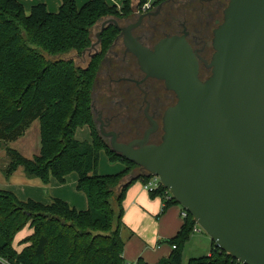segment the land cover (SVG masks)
<instances>
[{"label":"trees","instance_id":"16d2710c","mask_svg":"<svg viewBox=\"0 0 264 264\" xmlns=\"http://www.w3.org/2000/svg\"><path fill=\"white\" fill-rule=\"evenodd\" d=\"M148 0H139L143 5ZM133 0L118 6L108 0H62L57 12L45 3L26 11L18 0H0V141L21 137L30 125L41 122V150L32 158L7 147V174L23 166L29 176L65 183L78 174L77 190L88 199L78 209L62 198L50 202L20 199L0 188V256L18 264H127L121 229L123 202L130 185L150 176L131 178L138 166L114 152L96 131L92 95L99 60L80 65L74 54L91 46L94 28L104 19L130 16ZM118 30L112 24L101 34L107 50ZM91 128L92 140L76 138V130ZM105 150L112 161L126 168L100 174L98 161ZM163 185L151 192L164 199L161 212L177 201ZM178 204V203H177ZM183 208V207H182ZM184 209V208H183ZM28 223L33 233L25 237L19 252L14 236ZM196 222L188 214L178 232L167 241L173 249L156 264H183V250ZM175 246V247H174ZM138 264H149L139 259ZM187 264H242L212 241L210 255L191 258Z\"/></svg>","mask_w":264,"mask_h":264},{"label":"water","instance_id":"95a60500","mask_svg":"<svg viewBox=\"0 0 264 264\" xmlns=\"http://www.w3.org/2000/svg\"><path fill=\"white\" fill-rule=\"evenodd\" d=\"M112 23L140 68L165 80L178 99L165 112L159 143H149L153 129L123 143L102 128L110 148L141 169L132 179L158 176L223 251L242 264H264V0L229 1L206 80L184 37L150 49L132 36L135 24L110 17L99 40Z\"/></svg>","mask_w":264,"mask_h":264},{"label":"flooded vegetation","instance_id":"af4514ba","mask_svg":"<svg viewBox=\"0 0 264 264\" xmlns=\"http://www.w3.org/2000/svg\"><path fill=\"white\" fill-rule=\"evenodd\" d=\"M229 1L156 0L145 11L138 10V3L130 16L115 19L122 27L135 24L132 36L150 49L166 37H184L198 61L200 79L206 80L212 74L214 30L223 22ZM147 13L151 15L140 20ZM117 30L107 50L102 48V35L99 40L96 33L90 47L74 54L84 64L93 57L99 60L92 95L94 123L109 144L111 137H104L102 128L115 132L123 143L141 139L153 129L149 143H159L165 112L177 102V94L165 80L147 76L136 55L128 50L125 36Z\"/></svg>","mask_w":264,"mask_h":264},{"label":"rangeland","instance_id":"374dc122","mask_svg":"<svg viewBox=\"0 0 264 264\" xmlns=\"http://www.w3.org/2000/svg\"><path fill=\"white\" fill-rule=\"evenodd\" d=\"M19 1L24 5L26 11H29L31 6L35 4L33 2H26L25 0L24 1L19 0ZM55 1H57V4H59L60 2V0H50L48 6L49 9H51V11L53 10V12L58 10V8L55 9L54 7V5H56V3H54ZM87 1L88 0H76L79 6L83 5ZM108 1L111 4H118L119 6L123 4V0H108ZM152 1H156V0H152ZM138 10H143L142 6H140ZM100 26H101V22H99L97 26L94 28L93 35H95L100 30ZM76 59L78 60L77 61L78 64L85 65L78 58ZM36 127L38 131L36 130ZM39 127H40L39 120L36 119L32 123V127L29 130V132L26 134L25 138L26 137L29 138L33 135V139H34V135H36V133L39 134ZM95 128L96 131L99 132L97 125H95ZM90 129L91 128H89L88 125L79 127L76 132V137L81 140L91 141L92 135ZM20 139L21 138L17 139V141ZM32 142L33 140L30 142V146H32ZM106 143L109 145V142ZM39 146H40V142H39ZM2 151L6 155L7 160H9V156L7 155L6 150L3 147H0V172H2L4 169V172L7 173L6 169L8 165H5V160L2 159L1 156ZM123 169H124V163L122 161L120 160L112 161L110 160V157L105 150H102L100 152V157L98 161V172L100 174L118 173ZM140 171L141 169L139 167L134 168L133 173L138 174L140 173ZM73 175L77 176V173L73 172ZM71 179L72 178L70 176L68 180L69 184L66 185V190H65L67 192L69 191L71 192L72 190L76 189L75 185L70 184ZM83 193L84 192L82 191V194ZM150 197L157 198L160 196L159 195L152 196L150 193ZM126 200L127 197L125 196L124 199L125 209L123 215L124 225L121 229V237L125 244L124 257L126 259V262L127 264H138L139 259H142L145 262H148L149 264H156L162 258L167 257L170 254L171 249H173L172 245L167 240L172 238L174 234L171 235L167 230V226L165 225V223L163 221H160L159 219L160 216L165 213L163 212L161 213V210L160 212L158 211L156 213H153V216H151L146 211H143L142 214L139 212L135 213L134 209L132 210L128 209ZM172 206H177L178 208H181V205L174 203L171 204L167 209H169ZM197 229L198 230H193L188 241L185 243L183 250V264H187L191 258H198V257L210 255L211 247H212V239L204 230H200L199 227H197ZM28 232H29V226L23 227L20 231H18L14 236L13 246L19 249L21 240L25 235H27Z\"/></svg>","mask_w":264,"mask_h":264},{"label":"crops","instance_id":"0c3cea01","mask_svg":"<svg viewBox=\"0 0 264 264\" xmlns=\"http://www.w3.org/2000/svg\"><path fill=\"white\" fill-rule=\"evenodd\" d=\"M25 1L33 2L35 4H37V2L45 3L47 7L49 6V3H50V0H28V1L25 0ZM148 1L151 2L152 0H148ZM54 3H56V5H54L55 9L58 8L59 10L62 0H60L59 4H57V1H55ZM138 3H139V0H135V1L133 0L134 7H136ZM49 10L51 11V9ZM51 12H53V10ZM39 123H40L39 134L36 133V135H34V139H33V135L29 138L28 137L25 138L26 134L29 132V130L32 127V124H31L30 127L24 132V134L21 137H19L21 138L20 140L17 141L16 139L11 142L10 141H0V147H3L5 150L7 149V147L16 149L23 156L28 157V158H32L35 155L39 154L41 150V122L40 120H39ZM36 130L38 131L37 127H36ZM75 136H76V133H75ZM32 140H33L32 146H30V142ZM82 141H90V140H82ZM39 142H40V146H39ZM1 156H2V159L5 160V165H8L10 159L7 160V157L3 153V151H2ZM125 168H126V165L124 164V169ZM70 176L72 178L70 181V184L76 186V189H75L76 191L72 190L71 192L70 191L67 192L65 190H66V185L69 184L68 180ZM77 181H78V174L76 176V175H73V172H72V174L70 173L67 176L65 183H59L55 177H51L49 182H44L40 177L29 176L26 173L25 168L21 165L18 166L16 170H14L10 174L5 173L4 169L2 172H0V188L13 191L22 200H27L29 198H32L37 201L48 203L51 201L52 198L58 197V198H62L66 200L72 206H75L78 209H86L88 207V199L85 193H83L84 194L83 195L82 191L77 190ZM126 197H127L126 203H127L128 209L129 210L134 209L135 213L139 212L142 214L143 211H146L151 216H153V213H156L158 211L160 212V210L162 211V207L164 205L163 198L150 197V192L145 188L144 182L141 180H137L130 185V187L128 188L126 192ZM123 206H124V202H123ZM182 209H183L182 206L181 208H178L177 206H172L169 209H167L165 212H163L165 214L161 215L159 218L160 221H163L165 223V225L167 226V230L169 231L171 235L173 234L175 235L178 232V230L181 228L182 224L184 223V217L182 216ZM26 226H29V232L27 233V235L23 237V239L33 233V228L31 224L28 223ZM23 246L24 245L20 243L19 249H17L16 247L15 249L20 252Z\"/></svg>","mask_w":264,"mask_h":264},{"label":"built area","instance_id":"2783aa9c","mask_svg":"<svg viewBox=\"0 0 264 264\" xmlns=\"http://www.w3.org/2000/svg\"><path fill=\"white\" fill-rule=\"evenodd\" d=\"M150 6V1H147L146 3H144L142 5V9L143 11L147 10V8ZM161 181L159 179L158 176H150V178L148 179L147 182H144V186L145 188L151 193L154 190L158 189L161 186ZM172 195V194H171ZM171 195H166V199H169L171 197ZM189 214V212L186 209H182V216L185 218L187 217ZM197 227H199L200 230H202L200 228V226L198 224L195 225L194 230H198ZM175 247V246H174ZM0 264H18V263H13L10 262L8 259L0 256Z\"/></svg>","mask_w":264,"mask_h":264}]
</instances>
